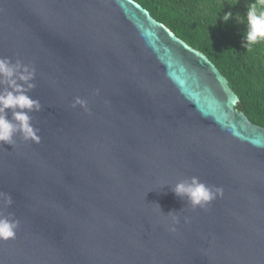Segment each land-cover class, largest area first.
Returning <instances> with one entry per match:
<instances>
[{
	"label": "water",
	"instance_id": "water-1",
	"mask_svg": "<svg viewBox=\"0 0 264 264\" xmlns=\"http://www.w3.org/2000/svg\"><path fill=\"white\" fill-rule=\"evenodd\" d=\"M5 57L41 107L0 144V264H264V128L204 55L132 0H0ZM193 176L223 195L193 209Z\"/></svg>",
	"mask_w": 264,
	"mask_h": 264
},
{
	"label": "trees",
	"instance_id": "trees-1",
	"mask_svg": "<svg viewBox=\"0 0 264 264\" xmlns=\"http://www.w3.org/2000/svg\"><path fill=\"white\" fill-rule=\"evenodd\" d=\"M184 44L204 55L237 97L235 110L264 128V42L242 47L253 0H132ZM233 14L228 22L221 17Z\"/></svg>",
	"mask_w": 264,
	"mask_h": 264
},
{
	"label": "clouds",
	"instance_id": "clouds-1",
	"mask_svg": "<svg viewBox=\"0 0 264 264\" xmlns=\"http://www.w3.org/2000/svg\"><path fill=\"white\" fill-rule=\"evenodd\" d=\"M231 12L225 13L221 19L228 22L232 18ZM247 31L244 34L242 47L251 50L253 45L264 42V0H253L246 11ZM35 77V69L30 65L22 64L20 60L13 63L9 58H0V144L13 145L14 137L19 134L24 140L39 143V130L32 126L30 113L40 110L38 100L32 99L28 93L35 88L32 82ZM85 102L77 98L75 104L83 105ZM8 112L12 113L9 119ZM172 192L181 199H186L193 208H205L213 200L223 195L222 188L209 186L199 180L198 177H191L175 184ZM0 197L8 205L12 199L5 193ZM170 211L167 215H173L174 220L170 232H175V224L178 220ZM19 221L12 219L11 214H0V241H7L15 238Z\"/></svg>",
	"mask_w": 264,
	"mask_h": 264
}]
</instances>
